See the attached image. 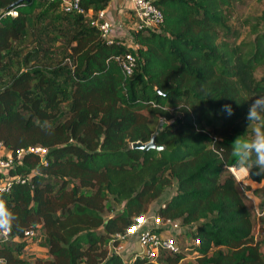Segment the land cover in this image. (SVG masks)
<instances>
[{"label":"trees","instance_id":"16d2710c","mask_svg":"<svg viewBox=\"0 0 264 264\" xmlns=\"http://www.w3.org/2000/svg\"><path fill=\"white\" fill-rule=\"evenodd\" d=\"M109 1L81 0L77 13L62 0H0V141L48 148L11 169L29 182L0 194L18 216L0 238L2 264H127L118 235L173 185L154 212L192 226L200 243L128 264H264V237L230 169L233 138L259 126L246 114L264 96V8L242 21L247 40L233 23L245 0H158L163 22L135 29L133 49L95 25ZM129 52L138 63L127 76L117 57ZM154 135L162 149L132 147ZM255 171L248 177L264 181ZM38 226L48 258L31 261L22 238Z\"/></svg>","mask_w":264,"mask_h":264},{"label":"built area","instance_id":"2783aa9c","mask_svg":"<svg viewBox=\"0 0 264 264\" xmlns=\"http://www.w3.org/2000/svg\"><path fill=\"white\" fill-rule=\"evenodd\" d=\"M132 6L134 16L136 18L135 29L153 28L158 26L164 20V13L158 6V0H124ZM62 7L67 12L85 13V8L81 4V0H62ZM16 14V12H13ZM95 25L101 30L102 36L106 39H112L113 25L110 20L105 18V10L98 12L94 21ZM137 44H133L131 48L136 49ZM125 75H132L137 67L138 58L133 52L127 53L124 57H117ZM164 121H162V124ZM28 153H33L44 157L48 153V148L41 145H32L27 148H20L16 151H11L3 141H0V194L9 192L14 182L27 183L30 181L26 176H13L10 174L24 156ZM236 175L233 167H230ZM238 179V175H236ZM192 229L190 225H183L180 220L164 219L156 212L140 216L135 223L126 231L124 235H118L120 244L114 246L113 249L123 255L124 246L123 241L130 238H135L138 242L140 250L133 253L130 259L125 261L128 263L136 259L137 255H145L151 263H158L160 255L163 251L170 253H178L181 251L180 243L187 245L199 244L200 240L188 239L181 241L180 235L186 234ZM7 236H0V238L8 239ZM41 226L25 231L23 240H30L33 243L27 250L32 248V245L40 243ZM35 239V240H34ZM32 250V249H31ZM138 253V254H137ZM4 260L0 258V264Z\"/></svg>","mask_w":264,"mask_h":264},{"label":"rangeland","instance_id":"374dc122","mask_svg":"<svg viewBox=\"0 0 264 264\" xmlns=\"http://www.w3.org/2000/svg\"><path fill=\"white\" fill-rule=\"evenodd\" d=\"M263 8H264V0H245L242 3L235 4V13H234L233 23H235V25L241 29V32L243 33V36L245 37V39L250 40L254 38L255 35H251L249 33L248 27L243 26L241 24L242 21L246 18L253 17V16L260 14ZM262 74H264V68L260 69L257 73L259 77ZM161 124L162 122L159 121L157 126H160ZM242 135H243L242 139L251 138V136L249 135L237 134L232 140L233 143L236 138ZM234 158H236L235 155H234ZM231 167H233L234 170L236 171V175H238L240 179H238L236 175L235 177L237 178V181L239 182L241 188L244 189V191L246 192L248 196V203L253 209V218H254V223H255L254 234L257 239H261L264 237V220L262 219L261 213H260L262 202L264 201V195H263L264 182H261V183L254 182L248 177V174H247L248 171L240 170L236 168L235 166H231ZM240 172H243V173H240ZM174 192H175V186L173 185L172 187L168 188V190L166 191L165 195L162 198V201L167 199V197L171 196V194H173ZM159 202L160 200L156 201L153 204V207H152L153 210L159 207V204H158ZM180 239L181 241L184 242L190 238H189V235L187 236V234H183V235H180ZM122 245L124 246L123 256L126 260H128L130 259V257L133 255L134 252L130 250L129 248L130 244L128 245V241H123ZM134 246L137 248V250H140V247L138 249L139 245H138L137 240ZM38 247L40 248L42 247L41 243H39V245L37 243V245L35 244V246L33 247L36 251L35 253L33 252V250H31L32 249L31 248L26 252L25 257H27V259H30L31 261H34L36 258H45L44 256L45 253H43V251L40 250ZM187 261H191V258L190 257L187 258L185 261H183V263Z\"/></svg>","mask_w":264,"mask_h":264},{"label":"clouds","instance_id":"9594fccd","mask_svg":"<svg viewBox=\"0 0 264 264\" xmlns=\"http://www.w3.org/2000/svg\"><path fill=\"white\" fill-rule=\"evenodd\" d=\"M228 116L234 114L231 104H226L221 109ZM246 120L251 125L256 122L259 126L254 130L250 139H242L239 136L235 139L233 151L236 157L234 166L240 170H246L251 176L253 169L255 175H264V96L254 99L248 108ZM264 182V181H262ZM18 216L9 207L3 198H0V236H7L17 226Z\"/></svg>","mask_w":264,"mask_h":264},{"label":"crops","instance_id":"0c3cea01","mask_svg":"<svg viewBox=\"0 0 264 264\" xmlns=\"http://www.w3.org/2000/svg\"><path fill=\"white\" fill-rule=\"evenodd\" d=\"M104 10H105V18L110 20L113 25L112 38L118 39L121 43L129 47H132L134 44L133 31L135 30V24H136V18L134 16L132 6L129 3H126L124 0H110L108 6ZM171 196H168L167 199L170 198ZM162 198L159 199L160 200V202L158 203L159 206L164 204V202L166 201V199L162 201ZM154 211L155 209L151 210V212ZM127 241H128V245L130 244L129 247L130 250H132L133 252L138 251L137 248L134 246L136 242L135 238H130ZM34 246L35 245L33 244L32 250L35 253L36 251L33 248ZM38 248L42 250L43 253H45L44 255L45 258H48L46 249L42 247L41 248L38 247Z\"/></svg>","mask_w":264,"mask_h":264},{"label":"water","instance_id":"95a60500","mask_svg":"<svg viewBox=\"0 0 264 264\" xmlns=\"http://www.w3.org/2000/svg\"><path fill=\"white\" fill-rule=\"evenodd\" d=\"M24 1H30V0H19V2H24ZM155 137H156V135H154V136L152 137V139H151L149 142H146V143L141 142V141L136 142V143L133 144L132 147H133V148L141 149V150H143V151H147V150H149V149H151V148L162 149V148H163L162 146H157V145H156V143H155Z\"/></svg>","mask_w":264,"mask_h":264},{"label":"bare ground","instance_id":"6f19581e","mask_svg":"<svg viewBox=\"0 0 264 264\" xmlns=\"http://www.w3.org/2000/svg\"><path fill=\"white\" fill-rule=\"evenodd\" d=\"M240 173H243V172H240ZM242 175V174H241ZM244 176V175H243Z\"/></svg>","mask_w":264,"mask_h":264}]
</instances>
